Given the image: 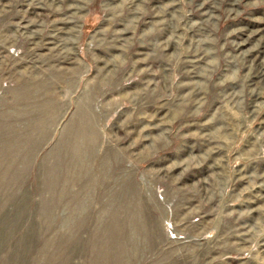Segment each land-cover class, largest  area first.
<instances>
[{"label": "rangeland", "instance_id": "1", "mask_svg": "<svg viewBox=\"0 0 264 264\" xmlns=\"http://www.w3.org/2000/svg\"><path fill=\"white\" fill-rule=\"evenodd\" d=\"M0 264H264V0H0Z\"/></svg>", "mask_w": 264, "mask_h": 264}, {"label": "trees", "instance_id": "2", "mask_svg": "<svg viewBox=\"0 0 264 264\" xmlns=\"http://www.w3.org/2000/svg\"><path fill=\"white\" fill-rule=\"evenodd\" d=\"M85 248L88 250V249H90V246H86Z\"/></svg>", "mask_w": 264, "mask_h": 264}]
</instances>
